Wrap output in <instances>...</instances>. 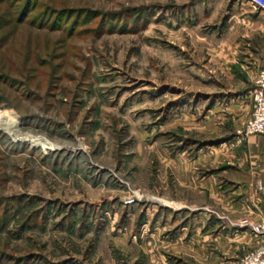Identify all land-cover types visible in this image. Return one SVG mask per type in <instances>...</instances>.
<instances>
[{
	"label": "rangeland",
	"instance_id": "1",
	"mask_svg": "<svg viewBox=\"0 0 264 264\" xmlns=\"http://www.w3.org/2000/svg\"><path fill=\"white\" fill-rule=\"evenodd\" d=\"M211 2L0 0V125L44 139L0 129V264H237L228 157L258 72L198 25Z\"/></svg>",
	"mask_w": 264,
	"mask_h": 264
},
{
	"label": "crops",
	"instance_id": "2",
	"mask_svg": "<svg viewBox=\"0 0 264 264\" xmlns=\"http://www.w3.org/2000/svg\"><path fill=\"white\" fill-rule=\"evenodd\" d=\"M217 1V3L211 2V4L215 6L216 4H221V8L217 9L211 5L209 7L211 11L200 16L201 20L198 21V25L203 24V20L206 22L216 19L222 20L223 34L227 39L230 36L240 40L245 38L248 49L254 55L251 59L254 60L256 71L259 72L264 68V11L245 0ZM218 25L220 26V23H217ZM251 101L253 104L252 97ZM249 108H251V105L246 106L245 110ZM246 114L247 111H245L244 115L246 116ZM251 114L248 118L238 116L240 118H238L236 124H245L244 122L251 117ZM243 138L241 145L237 143L236 147H234L232 151V153H235L234 156L228 157L237 163V167L232 168L231 173L238 182V200L229 204L231 207L228 219H231L232 223L230 224L229 221L226 224L224 223L226 228H237L233 224L234 221L240 223L241 220L246 218L255 223L264 222V133L249 134ZM211 157V159L208 157V160L213 162L214 156ZM175 162L178 163L179 161L175 160ZM180 167H182V170L179 181L180 186L184 190L197 194L198 188H204L205 191L210 190L211 194H213V183L210 185L211 181L209 179L199 181L194 178V172H189L192 169L190 164H181ZM188 172L190 173L189 175ZM259 183L263 185V189H259ZM237 229L239 231L237 235L232 237L224 236V238L228 239L225 244L230 243L229 253H231V257H238L240 261L246 252L260 244V238L254 235L249 228L238 227Z\"/></svg>",
	"mask_w": 264,
	"mask_h": 264
},
{
	"label": "built area",
	"instance_id": "3",
	"mask_svg": "<svg viewBox=\"0 0 264 264\" xmlns=\"http://www.w3.org/2000/svg\"><path fill=\"white\" fill-rule=\"evenodd\" d=\"M247 1L264 11V0ZM251 97L253 100V110L246 124V134L264 133V68L256 75L255 87L251 93ZM258 187L259 189H263L261 183H259ZM240 223L260 238V244L246 252L238 264H264V222L255 223L246 218L241 220Z\"/></svg>",
	"mask_w": 264,
	"mask_h": 264
},
{
	"label": "bare ground",
	"instance_id": "4",
	"mask_svg": "<svg viewBox=\"0 0 264 264\" xmlns=\"http://www.w3.org/2000/svg\"><path fill=\"white\" fill-rule=\"evenodd\" d=\"M0 129H2L4 132L12 134L13 137L16 139V142H29V143H33L35 147L40 146L41 144H44V139L42 138H36V137H32V136H25V135H21V131L19 129L16 130H11V128L9 127V122H2L0 125ZM49 144V142H48ZM45 151H50V152H56L58 151V148H56L53 145H47L43 148Z\"/></svg>",
	"mask_w": 264,
	"mask_h": 264
}]
</instances>
